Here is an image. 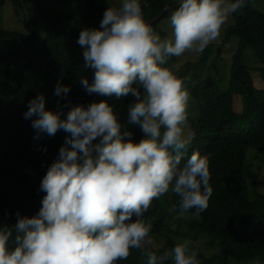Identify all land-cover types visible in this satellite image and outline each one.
<instances>
[{"label": "clouds", "instance_id": "1", "mask_svg": "<svg viewBox=\"0 0 264 264\" xmlns=\"http://www.w3.org/2000/svg\"><path fill=\"white\" fill-rule=\"evenodd\" d=\"M106 3L99 26L78 33L82 67L92 69L91 79L78 80L112 102L78 103L62 115L45 106L42 93L28 100L23 116L37 137L57 129L68 135L40 180L38 211L12 225L0 222V264H117L131 248L151 244L144 213L153 199L174 195L169 211L178 216L190 209L197 216L207 206V157L193 150L181 163L190 141L188 91L169 60L205 48L244 0H176L163 38L145 20L142 0ZM68 91L58 81L53 94ZM129 94L124 124L138 126V140L115 104ZM166 260L199 264L186 239L159 254L145 249V264Z\"/></svg>", "mask_w": 264, "mask_h": 264}, {"label": "trees", "instance_id": "2", "mask_svg": "<svg viewBox=\"0 0 264 264\" xmlns=\"http://www.w3.org/2000/svg\"><path fill=\"white\" fill-rule=\"evenodd\" d=\"M5 1L0 0V5ZM10 1L21 10L28 30H0V222L12 225L18 215L31 216L38 211L44 195L40 180L68 135L57 129L53 135L41 133L37 137L31 118L23 116L28 100L42 93L45 106L59 109L63 115L75 104L112 98L86 92L78 80L82 74L91 79L92 73L91 68L82 67L78 33L83 26H99L106 0H85L80 16L57 12L47 0H23L33 29L20 0ZM174 2L148 0L141 7L145 20ZM252 2L244 0L225 28L224 41L238 38L229 72L214 71L219 65L212 63L210 74L199 82L184 80L198 111L194 107L192 117L186 112L191 134L181 163L193 150L207 157L212 192L206 208L197 216L174 220L176 214L169 207L177 198L165 193L153 199L144 213V219L151 223V244L131 248L128 257L117 264H145V249L159 254L172 247L181 225L193 238H206L210 249L217 248L210 254L196 253L199 264H231V258L264 262V192L255 190L251 197L245 172L247 147L264 157V83L257 87L253 78L255 73L264 77V12ZM173 9L151 24L154 30H161L160 20ZM38 17L45 26L43 34ZM246 54L254 56L258 66H251ZM58 81L69 85L62 97L53 94ZM131 98L129 94L120 101ZM117 112L122 126L132 130L133 139H140L143 134L138 126L125 125L126 114Z\"/></svg>", "mask_w": 264, "mask_h": 264}, {"label": "rangeland", "instance_id": "3", "mask_svg": "<svg viewBox=\"0 0 264 264\" xmlns=\"http://www.w3.org/2000/svg\"><path fill=\"white\" fill-rule=\"evenodd\" d=\"M85 0H47L46 4L53 7L57 12H67L71 16H80L83 10ZM253 6L264 12V0H253ZM41 33L45 31L43 21L38 17ZM233 16L230 14L224 24L221 26L218 36L215 40L211 41L207 48H203L200 51L186 50L179 57L169 60V64L175 65L174 71L181 73L178 77L182 80L185 88L187 89L184 80H189L192 83L199 82L204 77L210 74V65L215 63L219 66L213 68V70H224L229 72V65L232 62V55L237 47L238 38H231L228 41H224L225 28L232 22ZM160 31L155 30L163 38L170 35V25L168 22V16L163 17L159 22ZM10 29L21 33H26L28 30L23 25V14L19 8L14 6L10 0H6L4 4L0 5V30ZM249 50L248 52H250ZM246 60L251 66H258V62L255 57H249L246 54ZM254 81L257 87H261L264 83V77L259 73H255ZM188 91V89H187ZM128 101H115L117 110H122L126 114V105ZM112 102V100H109ZM194 107L197 109L192 97L188 92V102L186 112L189 116H194ZM198 111V109H197ZM185 132L191 134L190 119H186ZM246 177L249 185L251 197L254 196V191L258 190L264 192V157L253 147H247L246 150V165H245ZM190 217L189 213H185L183 216H174V220L177 217ZM174 241L187 240L189 242V248L196 253L202 252L210 254L217 248H211L206 243V238L198 237L197 239L190 236L184 226H180L179 232L174 237ZM171 247H168L170 249ZM231 264H264L262 261H238L236 259H230Z\"/></svg>", "mask_w": 264, "mask_h": 264}, {"label": "water", "instance_id": "4", "mask_svg": "<svg viewBox=\"0 0 264 264\" xmlns=\"http://www.w3.org/2000/svg\"><path fill=\"white\" fill-rule=\"evenodd\" d=\"M147 1H148V0H143V1H142V4H141V7H142ZM20 2H21V4H22V6H23V9H24L25 13H26V19H27L28 23L30 24V26H31L32 29H33V23H32V20H31V17H30L29 11H28V9H27V7H26L24 1H23V0H20ZM175 6H176V2H174V3H173L171 6H169L168 8H166L165 11L161 12L160 14H158V15L155 16L154 18L148 20L147 22H149L150 24H152L154 21L160 19V18L162 17V15H163L164 12H166V11H168V10L174 8Z\"/></svg>", "mask_w": 264, "mask_h": 264}]
</instances>
